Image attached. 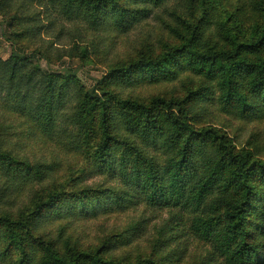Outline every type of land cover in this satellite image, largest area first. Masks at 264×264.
<instances>
[{
	"label": "trees",
	"instance_id": "1",
	"mask_svg": "<svg viewBox=\"0 0 264 264\" xmlns=\"http://www.w3.org/2000/svg\"><path fill=\"white\" fill-rule=\"evenodd\" d=\"M16 1L0 0V14L10 17L5 36L17 46L9 59L0 58V100L7 102L2 108L27 118L56 144L59 129L74 128L65 137L66 151L82 157L86 169L56 181L61 163L54 153L34 163L0 148V202L9 192L29 189L31 194L17 211L0 208V264H133L113 248L116 238L124 247L139 244L134 241L138 223L98 249H83L64 232L77 218L110 216L139 204L165 208L170 221L151 240L150 257L139 256L135 264H168L174 254H163L162 247L178 235L168 236L167 227L184 219L195 241L209 248L199 264H264V152L239 149L225 131L197 126L218 105L241 120L264 119V0H253L251 8L262 21L255 19L241 32V22L230 15L236 31L226 25L222 44L208 49L210 14L196 24L180 16L185 30L167 25L179 45L117 65L92 88L77 71H45L33 62L38 52L28 54L20 40L42 26L36 14H21V6L8 13ZM171 1L51 0L68 18L85 19L93 27L112 22L121 32ZM190 1L193 18L197 0ZM25 21L28 27L20 29ZM185 73L193 81L184 95L144 101L123 92L139 83H172ZM88 172L104 182L86 184ZM57 224L58 237L44 232Z\"/></svg>",
	"mask_w": 264,
	"mask_h": 264
},
{
	"label": "rangeland",
	"instance_id": "2",
	"mask_svg": "<svg viewBox=\"0 0 264 264\" xmlns=\"http://www.w3.org/2000/svg\"><path fill=\"white\" fill-rule=\"evenodd\" d=\"M190 3V0H172L168 8L155 9L151 17L125 32L116 31L112 22H109V25L93 27L85 19L68 18L54 7L51 0H18L9 5L7 11L12 14L21 6V14H36V19H40L37 23L42 26V30L27 32L20 40L25 52L28 54L38 52L39 56L33 61L34 63L42 66L45 71L62 73L68 70L77 71L78 79L86 87L92 88L117 65L130 64L143 54L161 55L168 48L179 45V41L174 39V34L167 25L172 24L171 26L185 30L186 28L179 22L180 16L196 24L203 18V14L206 12L210 14L207 19L211 22V26L205 28L206 39L208 38L207 49L215 42L222 44L226 25L232 29V32L236 31V25L229 21L230 15L233 14L241 22L238 24L241 32L249 31L252 28L250 24L255 19L263 20L258 13L251 11L253 0H213L212 2L197 0L194 9L198 8L193 18ZM9 19L10 17L0 14V58L4 60L9 59L17 49V46L15 47L5 36ZM33 23L36 24L35 21L30 24ZM27 27V21L19 25L20 29ZM84 53L86 57L83 56ZM191 75V73L180 75L181 77L172 83L162 82L153 85L139 83L124 89L123 92L125 95L130 93L144 101H150L153 96L158 95L180 96L184 95L192 85ZM6 104V101L0 100L2 150L11 152L19 159H28L34 163L45 161V157H50L54 153L59 157L57 161L61 163L56 172V181L65 182L82 169H86V161L82 160V157L66 151L70 144L65 141V137L68 139L67 134H71L74 128L68 131L59 129L54 139L52 138L57 141L56 144L46 138L27 118L4 111L2 107ZM202 118L197 126H213L225 131L233 138L239 149L247 148L254 149L258 153L264 152V119L241 120L235 115L225 113L220 105L213 106ZM86 175L88 185L102 183L105 180L104 177H95L90 172ZM29 194V189L21 194L9 192V198L5 203L0 202V208L4 212L17 211L28 201L31 196ZM169 221L170 213L165 208L158 210L144 204L131 205L125 212L110 216L83 221L77 218L73 225L65 226L64 237L79 243L83 249H98L110 236L116 237L129 226L138 223L140 228L134 236V241L137 240L136 243L139 244L124 247L116 238L114 241L116 246L113 248V253L117 256L124 257V260L130 259L135 264L139 256L150 257L151 240L162 233ZM61 229L57 224L44 229V232L58 237ZM167 230L168 236L178 235L177 239L175 237V240L172 239L173 241L167 246L162 247L163 254H174L168 264H199L200 258L207 254L209 248L195 241L186 220L173 221Z\"/></svg>",
	"mask_w": 264,
	"mask_h": 264
}]
</instances>
